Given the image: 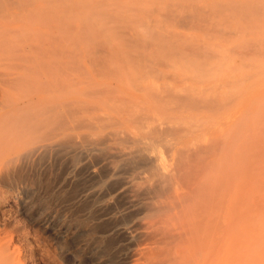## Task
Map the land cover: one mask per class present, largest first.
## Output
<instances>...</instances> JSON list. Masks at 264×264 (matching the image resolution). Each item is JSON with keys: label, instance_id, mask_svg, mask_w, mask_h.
<instances>
[{"label": "rangeland", "instance_id": "374dc122", "mask_svg": "<svg viewBox=\"0 0 264 264\" xmlns=\"http://www.w3.org/2000/svg\"><path fill=\"white\" fill-rule=\"evenodd\" d=\"M47 1L74 27L71 114L0 170V264H182L204 222L213 255L183 264H264V0Z\"/></svg>", "mask_w": 264, "mask_h": 264}, {"label": "bare ground", "instance_id": "6f19581e", "mask_svg": "<svg viewBox=\"0 0 264 264\" xmlns=\"http://www.w3.org/2000/svg\"><path fill=\"white\" fill-rule=\"evenodd\" d=\"M57 1V0H56ZM81 1V0H78ZM84 1L86 0H82L83 4ZM96 2L98 1V3H100L99 0H95ZM114 0H110V4L111 2ZM128 1V0H127ZM129 1H143V0H129ZM150 1H154V0H150ZM175 1H190V2H210L213 0H175ZM58 2V1H57ZM56 2V3H57ZM89 2V0H88ZM87 2V3H88ZM92 2V0H91ZM94 2V0H93ZM92 2V3H93ZM106 2V1H104ZM117 2V1H115ZM125 2V1H124ZM163 2V0H162ZM71 3V2H70ZM95 3V2H94ZM114 3V2H113ZM155 3V2H154ZM181 3V2H180ZM179 3V4H180ZM237 4V2H234ZM250 3V2H249ZM248 3V4H249ZM61 4V2H60ZM59 4V5H60ZM82 4V3H81ZM80 4V5H81ZM105 4V3H104ZM109 4V5H110ZM133 4V3H132ZM145 4V3H144ZM172 4V3H171ZM231 4V3H230ZM229 4V5H230ZM253 4V3H252ZM71 5V4H70ZM87 5V4H86ZM86 5L84 6L86 9ZM90 5V4H89ZM99 5V4H98ZM142 5V3H141ZM140 5V6H141ZM157 5V4H156ZM223 5V4H221ZM245 5V4H244ZM55 6V8H54ZM74 6V5H73ZM82 6V5H81ZM100 6V5H99ZM139 6V4H138ZM155 6V5H154ZM236 6V5H235ZM238 6V5H237ZM240 6V5H239ZM249 6V5H248ZM56 6L53 5L52 2L50 1H45V0H0V170H2L5 166L7 167L10 160L12 159V155L17 154L18 149L22 148V143L27 140L31 141V142H24V144L26 145H34L36 142L40 141V139H38L40 136H45V138L49 137L54 134V131L58 129V131L62 130L60 126L64 125L65 119H67V115L71 114L68 113L70 112V109L68 106L70 100V88H71V75L72 78L74 77L73 73H70V66H71V61L73 59V64H75V60L74 58L71 57V52H70V48H71V44H73L72 41L74 40V36L71 34V31H73L74 27L71 28V26H73L71 24L70 19H68V17H59L56 16L54 14V9H57ZM96 7V6H95ZM131 7V6H130ZM156 7V6H155ZM222 7V6H221ZM230 7V6H229ZM228 7V8H229ZM264 7V6H261ZM60 8V7H59ZM66 8V7H65ZM71 8V7H70ZM82 8V7H80ZM218 8V7H216ZM251 8V7H250ZM259 8V7H258ZM68 11V8H66ZM64 7L62 9L63 12H65ZM72 9V8H71ZM84 9V8H83ZM155 9V8H153ZM223 9V8H222ZM227 9V8H225ZM255 9V8H254ZM58 10V9H57ZM74 10V9H73ZM78 10V9H77ZM82 10V9H81ZM152 10V9H151ZM156 10V9H155ZM246 10V9H245ZM256 10V9H255ZM258 10V9H257ZM144 11L146 12V10L144 9ZM154 11V10H153ZM226 11V10H225ZM87 12V11H86ZM143 12V11H142ZM152 12V11H151ZM158 12V11H157ZM169 12V11H168ZM166 11V13H168ZM216 12V11H215ZM264 12V11H262ZM235 13V12H234ZM256 13V12H255ZM80 14V13H79ZM84 14V13H83ZM147 14V12H146ZM158 14V13H156ZM231 14V13H230ZM242 14V13H241ZM149 15V14H148ZM163 16V14H160ZM232 15V14H231ZM238 15V14H237ZM245 15V14H244ZM257 15V14H256ZM259 15V14H258ZM165 16V15H164ZM167 16V15H166ZM180 16V15H179ZM230 16V15H229ZM195 17V16H194ZM193 17V18H194ZM239 17V16H238ZM241 17V16H240ZM164 18V17H163ZM169 18V17H168ZM185 18V17H184ZM239 19V18H238ZM84 20V19H83ZM152 21V20H151ZM250 21V20H249ZM85 22V21H84ZM176 22V21H175ZM181 23V22H180ZM184 24V23H183ZM187 24V23H186ZM85 27V26H84ZM259 27V26H258ZM73 29V30H72ZM264 29V28H262ZM247 30V28H246ZM260 30V29H259ZM88 31V30H87ZM86 31V32H87ZM83 34H85L84 32H82ZM97 34V33H96ZM89 35V34H88ZM95 36V35H94ZM91 39L92 37L89 36ZM98 37L95 36V39ZM255 38V36H253ZM73 38V39H72ZM87 38V37H86ZM84 38V40L86 39ZM102 39V38H101ZM262 39V38H261ZM260 39V40H261ZM98 40V39H97ZM96 40V41H97ZM100 40V38H99ZM98 40V41H99ZM103 40V39H102ZM256 42V39H253ZM250 41V40H249ZM92 42V41H91ZM262 45H264V39H262ZM99 43V42H98ZM101 43V42H100ZM104 43V42H103ZM258 43V42H257ZM106 44V43H105ZM105 44H102L104 46H106ZM246 44V43H245ZM76 45V44H75ZM147 45V44H146ZM250 45V44H249ZM258 45V44H256ZM104 46H100L101 49ZM248 46V45H247ZM251 46V45H250ZM91 47V46H90ZM92 50V48H90ZM88 48V47H87ZM95 48H97L95 46ZM99 48V47H98ZM97 48V49H98ZM100 49V48H99ZM100 49V50H101ZM257 46H256V50H257ZM260 50V49H259ZM264 49H261V51ZM89 51V50H88ZM99 50L95 49V52H97ZM103 51V50H102ZM260 51V52H261ZM90 53H92L91 51H89ZM94 52V51H93ZM101 52V51H100ZM260 52L255 51L253 52V54L256 53L259 54ZM95 54V53H93ZM96 54H99L96 53ZM101 54V53H100ZM262 54V53H261ZM89 55V53L87 54ZM91 55V54H90ZM102 55V54H101ZM100 55V56H101ZM99 56V55H98ZM97 56V58H98ZM99 56V57H100ZM103 56V55H102ZM105 56V55H104ZM92 57V56H90ZM95 57V56H94ZM94 57L90 60H93ZM254 59L255 55H253ZM258 58L260 56H257ZM72 58V59H71ZM102 58V57H101ZM104 58V57H103ZM103 58L101 59V61L103 60ZM257 58V59H258ZM262 58V55H261ZM264 59V58H262ZM87 60V59H86ZM109 60V58H108ZM142 60V59H141ZM105 61V60H103ZM95 63V61H94ZM101 64H103L102 62H100ZM77 65V64H76ZM79 65V64H78ZM100 65V64H99ZM75 66V65H73ZM101 66V65H100ZM106 66H107V62H106ZM72 67V66H71ZM82 67V66H81ZM85 67V66H84ZM94 67V66H93ZM92 67V68H93ZM75 68V67H74ZM96 68V67H95ZM75 70V69H74ZM77 70V69H76ZM97 70V69H96ZM73 71V70H72ZM84 71V69H83ZM95 71V70H93ZM86 72V71H85ZM97 72V71H95ZM108 73V72H107ZM111 73V72H110ZM109 74V73H108ZM107 75V74H106ZM71 79V80H70ZM224 85V84H223ZM217 89V88H216ZM58 90H62V94H60L59 97H56L55 94ZM56 100H61L62 103L61 105H58V102H56ZM213 100V99H212ZM60 101V102H61ZM59 102V103H60ZM203 103V102H202ZM209 103V102H208ZM211 103V102H210ZM213 103V102H212ZM215 104V103H214ZM59 106H61L60 108L64 111H60ZM215 106V105H214ZM72 108V107H71ZM59 109V110H58ZM69 109V110H68ZM60 112V114H59ZM61 112H63V114H61ZM240 112V111H239ZM243 112V111H242ZM59 114V115H58ZM63 116L65 117V119H62L64 122H62V120H60L61 117L58 116ZM69 116V115H68ZM72 116V115H71ZM239 116V115H238ZM62 117V118H63ZM70 119V117H69ZM234 120H238V118L235 119V117L233 118ZM60 123H63L62 125L60 124V129L57 128L55 129V127H57L56 124L57 121H59ZM233 120V121H234ZM69 121V120H68ZM247 121V120H246ZM238 122V121H237ZM66 123V122H65ZM58 124V125H59ZM237 124V123H236ZM235 125V122L234 124ZM68 126V125H66ZM235 128V126H233ZM245 127V126H243ZM66 128V127H65ZM69 128V127H68ZM246 128V127H245ZM248 129V128H247ZM67 130V129H66ZM230 130V129H229ZM227 131V130H226ZM61 132V131H60ZM58 132V134L60 133ZM226 133V132H225ZM231 133V132H229ZM239 134V133H238ZM237 134V135H238ZM57 135V133L55 134ZM53 135V138L54 136ZM223 136V135H221ZM220 136V138H221ZM230 136V135H229ZM52 138V139H53ZM35 139V140H34ZM44 139V138H43ZM50 139V140H52ZM229 139V138H228ZM227 139V140H228ZM35 142H34V141ZM46 140V139H44ZM49 140V139H48ZM219 140V139H218ZM43 141V140H42ZM47 141V140H46ZM204 141V140H203ZM217 141V140H216ZM222 141V140H221ZM33 144H30L32 143ZM45 142V141H43ZM218 142V141H217ZM216 142V143H217ZM223 142V141H222ZM221 143V142H219ZM218 143V144H219ZM227 143V142H226ZM233 143V142H232ZM24 145V146H26ZM205 145V144H204ZM203 145V147H204ZM217 145V144H216ZM23 146V148H24ZM206 146V145H205ZM225 146V145H223ZM205 148V147H204ZM222 148V146H221ZM222 156V155H221ZM225 156V155H223ZM219 160V159H218ZM225 160V159H224ZM230 161V160H229ZM232 161V160H231ZM221 162V161H220ZM233 162V161H232ZM235 162V161H234ZM229 163V162H227ZM207 165V164H206ZM164 166V165H163ZM220 167V166H219ZM5 169V168H4ZM222 169V168H221ZM236 169V168H235ZM241 169V168H240ZM227 170V169H226ZM261 170V169H260ZM203 171V169H202ZM241 171V170H240ZM201 172V171H200ZM195 174V173H194ZM197 174V173H196ZM208 174V173H207ZM237 174V173H236ZM198 175V174H197ZM259 175V174H258ZM193 176V174H192ZM199 176V175H198ZM253 177V176H252ZM190 178V177H189ZM246 178V177H245ZM251 178V176H250ZM196 179V178H195ZM255 179V178H254ZM189 180V179H188ZM191 180V178H190ZM264 180V179H262ZM242 181V178L241 180ZM245 181V180H244ZM251 181V180H250ZM257 181V180H255ZM261 181V180H260ZM196 182V181H195ZM194 182V183H195ZM262 182V181H261ZM189 183H191V181H189ZM192 182V184H194ZM236 183V180H235ZM249 183V182H248ZM260 183V182H259ZM264 183V182H262ZM242 184V183H241ZM244 184V183H243ZM247 184V183H245ZM257 184V183H256ZM190 185V184H189ZM255 185V184H254ZM259 185V184H258ZM257 185V186H258ZM261 185V184H260ZM236 186L239 187V184H237ZM245 186V185H244ZM244 186L242 188H244ZM264 186V185H262ZM261 186V187H262ZM180 187V186H179ZM1 188V186H0ZM182 188V186H181ZM236 188V187H235ZM241 190V187H239ZM249 188V187H248ZM255 188V187H254ZM258 188V187H257ZM2 189V188H1ZM0 189V193L2 194ZM179 189V188H178ZM247 189V188H245ZM262 189H264V187H262ZM244 190V189H243ZM242 190V191H243ZM253 190V189H252ZM255 190V189H254ZM257 190V189H256ZM255 190V191H256ZM235 191V190H234ZM251 191V190H250ZM260 191V190H259ZM236 192V191H235ZM252 192V191H251ZM185 193V192H184ZM245 193V192H243ZM250 193V192H248ZM181 194V193H180ZM235 194V193H234ZM233 194V198L234 195ZM240 195V192L238 193ZM254 194V193H252ZM246 195L247 192H246ZM257 195V193H256ZM238 196V195H237ZM241 196H245V194L240 195ZM258 196V195H257ZM256 196V197H257ZM231 197V198H232ZM255 197V195H254ZM255 197V198H256ZM247 198L246 197H243ZM241 200H244V199ZM251 200L250 202H253V197H250ZM249 198V199H250ZM230 199V198H229ZM8 199V195H1L0 196V214H4V213H9L11 212V205L9 203ZM12 200V199H11ZM204 200V199H203ZM231 200V199H230ZM230 200H227L230 201ZM237 200V199H236ZM243 201L245 203L244 206L246 205V208L248 207L249 209V200L247 199L246 201ZM235 201V200H233ZM256 201V200H255ZM252 203V204H257V205H261L262 207H264V202H260L259 199L258 201L260 203ZM232 200L230 201L231 204ZM238 202V201H236ZM234 203V202H233ZM227 206V208L230 209L229 205ZM236 204L234 203V206ZM231 206V205H230ZM259 207V206H258ZM257 207V208H258ZM232 210H234V207H231ZM234 208V209H233ZM237 208V207H236ZM242 208V207H241ZM225 209V208H224ZM259 209V208H258ZM195 210V209H194ZM203 210V209H202ZM211 210V209H210ZM232 210L230 212V210L228 211V213L233 214L234 216V212L232 213ZM201 211V210H200ZM227 211V210H226ZM247 211V210H246ZM249 211V210H248ZM258 211V210H257ZM195 212V211H194ZM241 212V211H240ZM239 212V213H240ZM251 212V211H250ZM197 213V212H196ZM205 213V212H204ZM203 213V214H204ZM245 213H249V212H245ZM244 213V214H245ZM193 214V213H192ZM210 213H208L209 215ZM227 214V218H229V221H231V218L229 216L231 215ZM242 214V213H241ZM212 215V214H211ZM239 215V214H238ZM248 215V214H247ZM189 216V215H188ZM237 216V214L235 215ZM264 216V215H262ZM261 215L259 216L258 220L260 219V217H262ZM191 217V216H190ZM188 217V218H190ZM206 217V216H205ZM208 217V216H207ZM244 217V216H242ZM241 217V218H242ZM187 218V219H188ZM196 218V216H195ZM195 218L193 217L192 219L195 220ZM209 218V217H208ZM234 218V217H233ZM190 218V221L192 220ZM206 219V218H205ZM249 219V218H248ZM194 220H192L190 222V224L192 223L194 225ZM203 220V219H202ZM237 220V218H236ZM243 220V219H241ZM245 220V218H244ZM257 220V221H258ZM189 221V219H188ZM196 221V220H195ZM201 220H199L200 222ZM205 221V220H204ZM210 221V220H209ZM218 221V220H217ZM240 221V220H239ZM248 221V220H247ZM250 221V220H249ZM264 221V220H262ZM182 222H185L184 220ZM198 222V221H197ZM208 222V221H206ZM212 223V221H210ZM243 222V221H242ZM261 222V220H260ZM219 223V222H218ZM241 223V222H240ZM246 223V222H245ZM201 224V222H200ZM210 224V223H208ZM205 224V228L203 227V225L201 224L202 227H198V230L200 231L201 229H207V230H211L212 225H208ZM213 224V223H212ZM215 224V223H214ZM244 224V223H243ZM181 225V224H180ZM185 225V223L183 224ZM192 225L193 228H195ZM197 225V224H196ZM195 225V226H196ZM209 227H208V226ZM223 225V224H221ZM187 226V225H186ZM189 226V225H188ZM207 226V227H206ZM216 226V225H215ZM227 226V225H226ZM233 226V225H231ZM229 226V227H231ZM244 226V225H243ZM264 225H261V227ZM181 227V226H180ZM197 227V226H196ZM211 227V228H210ZM217 227V226H216ZM209 228V229H208ZM223 228V227H222ZM257 228V227H256ZM260 228V226H259ZM186 229V228H185ZM264 229V227H262L260 230ZM187 230V229H186ZM197 230V229H196ZM193 231L192 229L188 232H186L188 234L187 238L190 235V239L192 237V239H188L187 244L185 243V237H184V242L183 245H179L182 247H179V249L184 250L186 249L188 245V242L190 241V245L191 248L189 251L191 253L186 252V254L189 256H187L191 261L195 256L196 252V256L195 258H197V254H198V247L199 244L201 243V246L206 245L207 241L210 242V245H214V241H216L213 238H217L215 235H217L214 231L215 234H213L212 236V230L211 232V236L210 234L206 233V237H203L205 234V231L199 232L197 231ZM258 229L255 230V232ZM218 231V230H217ZM194 232V233H193ZM253 232V233H255ZM184 234L182 236H185L187 234ZM196 233V235H195ZM198 233H201L200 235L203 236L199 237L197 236ZM260 233V231H259ZM183 234V233H182ZM194 234V236H193ZM219 234V233H218ZM261 235V233L259 234ZM258 235V236H259ZM199 237L198 239L196 237ZM210 236V237H208ZM253 236V235H252ZM262 236V235H261ZM214 241H212V239ZM196 241H195V239ZM204 238V239H203ZM210 238V239H207ZM264 238V237H262ZM262 238L260 237V240H262ZM194 239V240H193ZM203 239V241H201ZM183 241V239H180V241ZM206 240V241H205ZM193 246H192V243ZM205 241V243H204ZM264 241V240H262ZM197 242V244H195ZM208 242V245L203 246V252L206 250L208 254H210L211 256L213 255V251L209 252L207 250V248L211 249L213 246H210ZM214 242V243H213ZM255 242V241H254ZM182 243V242H181ZM199 243V244H198ZM184 244H186L184 246ZM255 244V243H254ZM195 245H198L195 246ZM254 246V245H253ZM256 246V245H255ZM190 247V246H189ZM187 247V248H189ZM205 247V248H204ZM2 248V247H1ZM0 248V249H1ZM198 249V250H196ZM7 250L5 249V247L3 248V251ZM202 250V249H201ZM213 250V249H212ZM187 251V250H186ZM205 251V252H206ZM211 251V250H210ZM254 250H252L250 253L254 254L253 252ZM258 251V250H257ZM9 252V251H6ZM183 252V251H182ZM181 252V253H182ZM200 253V252H199ZM206 253V254H207ZM186 254H183V263L188 262L186 261L187 257ZM190 254H192L190 256ZM202 254V253H200ZM205 254V255H206ZM251 254V255H252ZM204 255V254H203ZM262 254L260 253V256ZM181 259H182V255ZM11 257V256H10ZM191 257V258H190ZM186 258V259H185ZM199 258V257H198ZM206 258H208V256L206 255ZM205 258V259H206ZM211 257H209L208 259H210ZM250 258H253V256H251ZM10 258L5 259L4 264H11L9 261ZM188 260V259H187ZM201 259H194V262L196 263H191V261H189L190 264H197V262L199 261L200 263L198 264H202L203 258ZM256 260V257H255ZM262 260V259H261ZM260 262H264L261 261ZM180 260V262H182ZM206 262L209 260H205ZM252 261V260H251ZM259 261V260H258ZM202 262V263H201ZM204 262V264L206 263ZM182 263V264H183ZM209 262H207L206 264H208ZM258 263V262H257ZM188 264V263H187ZM253 264V263H252Z\"/></svg>", "mask_w": 264, "mask_h": 264}]
</instances>
